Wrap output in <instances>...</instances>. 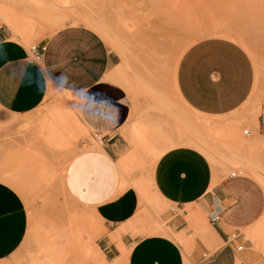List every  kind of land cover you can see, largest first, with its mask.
I'll return each instance as SVG.
<instances>
[{
  "label": "rangeland",
  "instance_id": "1",
  "mask_svg": "<svg viewBox=\"0 0 264 264\" xmlns=\"http://www.w3.org/2000/svg\"><path fill=\"white\" fill-rule=\"evenodd\" d=\"M54 1L37 0L45 9L37 7L36 17L45 18L47 21L43 23L51 31L84 25L77 23L79 18L92 20L105 29L106 37L99 34L117 64L112 80L140 100L142 108L137 122L154 118L170 124L179 118L181 133L192 138L183 144L205 154L213 167L215 182L218 176L219 181L232 174L249 177L245 172L248 166L256 168L264 179V0H57L59 3L55 5ZM4 13L18 15L6 10ZM60 16L65 17L63 22L51 23ZM29 22L33 25L31 30L34 29L37 22ZM39 27L40 34L25 42L28 49L51 36L46 25ZM31 30L22 28L26 32ZM7 31L14 38L9 27ZM213 39L229 40L247 52L254 65L255 84L250 98L239 110L222 118L203 119L182 104L174 83L183 55L194 45ZM66 97L67 94L52 90L37 111L23 116L11 115L0 107V179L12 180L22 187L14 189L22 196L30 221L23 246L0 264H119L132 248L123 244L122 236L129 234L133 241L145 237L142 232L149 221L173 230L185 259L190 258L200 242L190 219L198 215L210 226L209 212L190 206L182 212L163 203L157 192L161 204L155 208L148 202L152 192L149 190L146 197L136 186V182H141L154 187L150 176L155 162L166 151L152 148L150 140L161 135L158 133H151L149 146L145 148L131 142L135 145L132 149L123 136L131 151L119 161L124 182L121 181V186H126L124 189L120 186L119 193L134 188L140 203L133 220L110 235L120 256L115 260L106 257L98 244L108 233L103 219L69 195L64 186L71 160L83 152H103L100 144L103 138L80 122L75 101L68 103L67 109L59 105L58 100ZM201 118L215 127L197 131L192 124ZM245 130L250 131V136L244 135ZM255 143L258 147L246 148ZM136 158L142 168L122 167L128 159ZM143 171L148 172L147 177L133 178L134 173ZM262 188L264 191L263 185ZM179 217L187 223V228L180 232L173 226ZM242 233L248 241V251L261 255L264 264L263 245L256 247L247 232Z\"/></svg>",
  "mask_w": 264,
  "mask_h": 264
},
{
  "label": "crops",
  "instance_id": "2",
  "mask_svg": "<svg viewBox=\"0 0 264 264\" xmlns=\"http://www.w3.org/2000/svg\"><path fill=\"white\" fill-rule=\"evenodd\" d=\"M36 3L37 0H0V107L11 115L23 116L37 111L52 90L64 95L73 93L80 122L97 137L102 136L104 151L75 156L66 169L64 186L69 195L103 219L108 233L98 244L106 257L115 260L120 256L110 235L133 220L139 210L140 198L134 188L119 193V161L135 147L128 132L142 124L151 127V133L162 135L150 140L152 148L166 150L150 176L163 203L182 212L190 206L210 214L209 239H214L208 240L209 246L198 243L190 264H262L261 255L248 251L249 244L242 233L264 216L261 184L236 174L221 181L218 176L215 182L213 167L205 154L183 144L192 138L181 133L179 118L170 124L154 118L137 122L140 100L112 80L116 58L103 37L84 25L51 31L43 23L45 18L36 17ZM4 10L18 14L20 24L28 20L37 25L27 32L21 28L13 30L6 23ZM40 25H46L51 36L37 45L45 51L42 61L35 62L25 42L40 34ZM181 59L175 90L182 104L195 114L222 118L239 110L250 98L255 84L254 65L239 45L223 39L206 40L194 45ZM142 175L147 177L148 172L134 173L133 178ZM213 213L220 216L215 224L211 222ZM29 224L22 196L0 182V263L23 246ZM173 226L180 232L187 223L179 217ZM122 242L132 245L127 264H185L182 247L166 236H145L133 241L126 234Z\"/></svg>",
  "mask_w": 264,
  "mask_h": 264
},
{
  "label": "bare ground",
  "instance_id": "3",
  "mask_svg": "<svg viewBox=\"0 0 264 264\" xmlns=\"http://www.w3.org/2000/svg\"><path fill=\"white\" fill-rule=\"evenodd\" d=\"M56 3H59V1H54L53 4L55 5ZM61 3V2H60ZM37 7L40 9V10H43L45 9L44 5L40 2L37 3ZM6 23L14 30H18V29H26V30H31V26H33L31 24V22H28L26 23L25 20L24 22H22L21 24L19 23L20 21V17L18 15H6ZM65 20V17H57L55 18L54 20H52L51 22H53L54 24H59L61 22H63ZM21 22V21H20ZM77 23L78 24H84L85 26L95 30L96 32L104 35L105 37L107 36V33L105 31V29L100 26L99 24L95 23L94 21L92 20H89V19H85V18H79L77 20ZM65 93V92H64ZM68 97L66 98H63V99H60L58 100V103L60 106H66V109L67 107L69 106L68 103L74 101L75 97L73 98L72 97V94H68ZM74 99V100H73ZM76 101V100H75ZM71 104V103H70ZM60 109V108H58ZM62 111V110H60ZM63 113H65L64 111H62ZM71 114V113H70ZM65 115V114H64ZM69 115V114H68ZM200 115V114H199ZM58 116V115H57ZM201 116V115H200ZM76 117V116H75ZM61 118V116H60ZM205 117H203L204 119ZM76 119V118H75ZM61 120V119H59ZM56 122V119L54 120ZM63 121V120H62ZM61 121V122H62ZM48 123V122H47ZM50 124H53V123H50ZM48 125V124H47ZM194 128L197 129V131H208V130H211L215 127V124L207 121V120H202L199 119L197 121H194V123L192 124ZM55 129V127H54ZM49 130V129H48ZM56 131V130H55ZM151 127L149 126H137V127H134L132 130H130V135L128 136L130 138V141L136 145V147H139V148H145L147 146H149L147 144L148 142V139L151 138ZM53 134V133H52ZM52 136V135H51ZM162 136V135H161ZM164 136V135H163ZM54 137V136H53ZM159 137V136H158ZM160 138V137H159ZM162 138V137H161ZM256 142V141H255ZM100 144H102L100 142ZM257 144L255 143V145L253 144H249V145H246V148L247 149H254V147L256 146ZM103 146V145H102ZM258 147V145L256 146ZM98 148V147H97ZM94 149V148H93ZM98 150V149H97ZM152 152V151H151ZM136 157V156H135ZM135 159V158H134ZM134 159H128V162L123 164L122 167H124L125 169L126 168H130L131 165L134 167H137V168H142L143 164H141V162H139L137 160H134ZM143 159V158H142ZM135 163V164H134ZM143 163V162H142ZM122 164V163H121ZM137 164V165H136ZM135 165V166H134ZM142 166V167H141ZM136 168V169H137ZM131 169V168H130ZM130 169L128 171H130ZM134 170V169H133ZM138 170V169H137ZM123 171V169H122ZM124 172V171H123ZM131 172V171H130ZM243 172V171H242ZM245 172L247 173V176L251 177V178H254L255 180H257L261 186L263 185L264 186V179L263 177L261 176V174L258 172V170H256V168H253L252 166H248L245 168ZM244 175V172L242 173ZM0 182H3L9 186H11L12 188H15L18 190V186L20 187V185H17L15 184L14 181L12 180H6V179H0ZM123 182V181H122ZM124 184V182L122 183ZM136 186L138 188V190L142 193V195L146 196L147 197V194L149 192V190L152 192L151 195H153L152 197H150V200L148 199V202L151 203L152 205H154L153 207L155 208H160V204L159 202L160 199L159 197L157 196V193H156V190L154 187L150 186V185H143L141 182H136ZM124 187H126L125 185H122L121 188L124 189ZM22 188V187H20ZM121 189V190H123ZM21 193H24L22 190H20ZM120 191V190H119ZM153 198V199H151ZM197 211V210H196ZM195 211V213H196ZM198 213V212H197ZM89 216V215H88ZM149 226H145L146 227V230H144L142 233L146 236H153V235H163V236H166L168 238H171V239H174L176 240V235L168 228H166L164 225H157V224H154L152 221H149L147 223ZM190 226L195 230V233L197 234V237L199 236L200 238V241H202L203 243H206V246H209L207 245L209 242L208 240H213V239H209V232L212 231V229L206 225L205 221H203V218L198 216V215H195L192 217V219H190ZM247 232V236L249 237V239L252 241L253 244H255L256 247H259L261 244L263 245L262 248H264V217L255 225L253 226L252 228H250L249 230L246 231ZM213 233L215 234V232L213 231ZM212 234V233H211ZM202 239V240H201ZM216 241V240H215ZM215 241H213V243H215ZM210 243H212L210 241ZM209 243V244H210ZM213 245V244H212ZM216 246V245H215ZM211 247V246H210ZM210 250H212V248H210ZM126 254V253H125ZM129 256V255H128ZM128 256L127 255H124L122 257V260L119 261V264H127L128 262ZM185 264H190L189 262V258H186L185 259Z\"/></svg>",
  "mask_w": 264,
  "mask_h": 264
},
{
  "label": "built area",
  "instance_id": "4",
  "mask_svg": "<svg viewBox=\"0 0 264 264\" xmlns=\"http://www.w3.org/2000/svg\"><path fill=\"white\" fill-rule=\"evenodd\" d=\"M45 51V48H42L41 50H39V47L37 45H34V46H31L29 48V52H30V55L32 56L33 60L35 62H41L42 59H43V52ZM244 135L246 136H250V131L249 130H245L244 131ZM101 143L103 145V140H101ZM219 214L218 213H213L212 217H211V222L213 224H215L216 222L219 221ZM239 250L242 249V247L240 246L238 248Z\"/></svg>",
  "mask_w": 264,
  "mask_h": 264
}]
</instances>
